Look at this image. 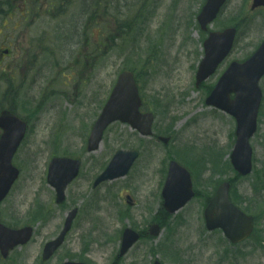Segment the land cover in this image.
<instances>
[{
	"label": "rangeland",
	"instance_id": "374dc122",
	"mask_svg": "<svg viewBox=\"0 0 264 264\" xmlns=\"http://www.w3.org/2000/svg\"><path fill=\"white\" fill-rule=\"evenodd\" d=\"M204 2L72 0L64 8L63 2L60 10H47L46 17L38 12L27 21L0 4V54L11 44L14 58L18 50H27L30 60L26 73L11 72L9 59L0 63V111L10 107L30 122V132L16 155L22 173L10 197L0 203V220L10 227H35L29 245L0 264H62L64 258L79 257L94 264H153L156 259L165 264H264V202L259 195L254 200L253 191L264 178V99L259 128L251 140L256 173L236 178L234 189L255 215L259 232L239 248L228 243L220 230L211 232L204 226L203 194H213L215 180H210L207 168L217 165L210 157L199 156L204 152L198 150L212 145L225 148L220 162L233 150L235 122L205 100L230 62L248 57L264 39V9L252 11V0L228 1L210 28L235 26L239 40L217 73L197 87L196 71L204 54L197 15ZM17 20L21 24L15 25ZM124 69L137 75L145 97L143 108L156 113L155 134L171 135L173 141L164 145L152 137L142 138L128 124L118 122L108 130L102 148L88 153L84 135ZM261 86L264 92V79ZM126 148L142 152L128 176L92 189V179L114 152ZM217 149L210 153L214 159L221 153ZM66 154L82 159L83 172L62 207L54 204L55 191L46 175L51 158ZM183 155L189 162L198 155L199 164H186ZM170 159L181 161L197 175L196 186L203 195L171 218L161 206ZM226 172L213 169V177ZM126 193L134 197L133 205L125 201ZM92 196L95 202L85 205ZM76 205L81 216L73 233L56 257L42 262L41 249L58 234L66 210ZM126 209L131 211L123 221L120 212ZM160 214L164 229L158 238L140 241L128 255L116 256L125 223L145 228ZM166 241L170 244L164 247Z\"/></svg>",
	"mask_w": 264,
	"mask_h": 264
},
{
	"label": "water",
	"instance_id": "95a60500",
	"mask_svg": "<svg viewBox=\"0 0 264 264\" xmlns=\"http://www.w3.org/2000/svg\"><path fill=\"white\" fill-rule=\"evenodd\" d=\"M225 1L226 0H208L205 9L200 15L203 28H206L207 23L215 18L217 11L222 7V4ZM254 4H264V0H256ZM232 32V30H229L226 34L212 35L211 38L213 39L215 47L221 52L223 50H228V48L230 47L233 40V38L230 37L232 35ZM212 62V60H208L204 65L205 68L202 72L204 76H206V70ZM229 71L230 75H239L244 78L258 80L264 74V46L261 52L254 55L251 60L241 65H233L231 66ZM199 79H203L201 72L199 74ZM116 87L117 88L111 96V101L105 107V111L102 113L95 126L94 132L97 134L98 139H96V137L93 139L92 146L93 143L97 142V140L98 143L100 142L103 134V129L107 125H109L113 119H124V117L129 116L133 120H137L140 127V122L145 118L144 116L143 118L139 117V119H136L135 112L137 108L131 111V109L128 107L133 103V101L131 100L132 75L126 72L122 73L119 79V83ZM253 102L254 100L252 99V95L250 94L249 98L244 99L243 104L246 107V105H252ZM244 106H242V110ZM148 119L149 120L147 121V123H151V116H148ZM19 123H21L22 125ZM1 125L4 127L6 132L2 138V143L0 146V201L7 195L14 180L18 176V170L11 164V158L25 132L24 124L20 122L15 116L9 115L7 113H4L1 117ZM16 126L20 127V132L19 135L15 139H13V137H11L10 135V131H15V129H17ZM246 130L247 128L244 127L243 131L246 132ZM236 148V155H239V153L241 152V148L239 145H237ZM130 154L131 153H125V155L132 160ZM136 154L137 153H135V155ZM77 167L78 164L76 162L67 161V159H54V161L52 162L50 178L58 186V202H61L64 199V185L77 173ZM115 174L116 173H113L111 169H108L103 173L102 180L106 178H114L116 176ZM166 184L167 185L164 190V195L166 197L165 206L169 209V211L175 212L176 210L180 209L181 206H183L188 200H190L192 196H194L189 173L186 172V170H184L183 168L179 167L176 163L172 164L170 175L167 179ZM224 188L227 189L228 185L224 184ZM226 213L228 214L226 218H224L225 216H223L222 220L220 219L219 221H217V217L210 218L208 215L207 226L210 229H214L219 225L232 226V224L242 223V216L231 206H227ZM71 220L72 217L68 219L66 230L70 227ZM152 229L154 234H158L160 232V228L156 225L153 226ZM32 233V227H25L19 230H11L0 224V247L9 249L15 247L20 243H26L31 238ZM63 235L64 233L57 240L52 241L47 245L46 257L51 256V254L60 245L63 240ZM137 238L138 235L132 231L128 232L125 235L121 249L122 254L126 253L128 248L133 245L135 241H137ZM156 264L160 263L157 262Z\"/></svg>",
	"mask_w": 264,
	"mask_h": 264
},
{
	"label": "flooded vegetation",
	"instance_id": "af4514ba",
	"mask_svg": "<svg viewBox=\"0 0 264 264\" xmlns=\"http://www.w3.org/2000/svg\"><path fill=\"white\" fill-rule=\"evenodd\" d=\"M18 51L20 53L17 54L15 58L11 54L10 50L4 51V55H6V56L3 55L2 60L6 57H9L10 60H9L8 64H10L9 67H10L12 72H15L17 70V71H20L21 73H26L30 67L29 51H27V50L26 51L18 50ZM19 60H22L21 64H19ZM90 186L92 189H95L93 181L91 182ZM95 199H96V197L92 196L90 199H88V201L86 202L85 205H90L91 203H94ZM99 203H98V205H99ZM79 213H81V208L79 209Z\"/></svg>",
	"mask_w": 264,
	"mask_h": 264
},
{
	"label": "bare ground",
	"instance_id": "6f19581e",
	"mask_svg": "<svg viewBox=\"0 0 264 264\" xmlns=\"http://www.w3.org/2000/svg\"><path fill=\"white\" fill-rule=\"evenodd\" d=\"M165 50H166V48H165ZM20 202H22V199L18 198V204H19Z\"/></svg>",
	"mask_w": 264,
	"mask_h": 264
}]
</instances>
